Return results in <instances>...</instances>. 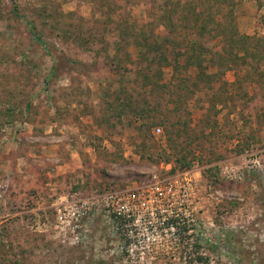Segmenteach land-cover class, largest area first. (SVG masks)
Listing matches in <instances>:
<instances>
[{"label": "rangeland", "instance_id": "374dc122", "mask_svg": "<svg viewBox=\"0 0 264 264\" xmlns=\"http://www.w3.org/2000/svg\"><path fill=\"white\" fill-rule=\"evenodd\" d=\"M201 2L264 50V0H0L8 15L17 5L23 16L0 21V264H264V185L255 174L264 183V61L247 58L221 71L213 89L182 104L160 99L159 116L179 123L185 151L194 149L186 154L195 160L190 169L147 158L163 154L164 125L143 150L137 124L106 110L125 86L138 89L141 68L158 69L140 64L135 46L124 43L118 56L126 62L115 69L107 56L115 54L118 36L108 17L150 33L164 7L187 11ZM77 29L82 40H100L85 47L72 37ZM153 31L166 34L163 27ZM205 40L213 51L222 47ZM163 74L164 83L174 81L171 67ZM183 120L191 123L182 126ZM157 182L177 192L188 187L194 222L172 240L159 244L139 235L136 245L107 212L104 196H127ZM163 207L170 210L168 201ZM198 240L204 255L194 250ZM164 244L171 255L152 253Z\"/></svg>", "mask_w": 264, "mask_h": 264}, {"label": "trees", "instance_id": "16d2710c", "mask_svg": "<svg viewBox=\"0 0 264 264\" xmlns=\"http://www.w3.org/2000/svg\"><path fill=\"white\" fill-rule=\"evenodd\" d=\"M9 13L8 15L7 10L1 8L0 21H6L10 18H23L17 5ZM108 18L112 26L110 31L115 32L118 36L116 42L118 47L115 50V54L107 56L112 63H116L114 64L115 69L122 68V63L126 62V60H122L118 56L124 49V44L135 46L138 51L137 55L140 64L147 63L149 69H152L153 65H157L158 69L155 73L150 74L148 70L141 68L135 80L138 89L131 90L128 86L122 87L123 90L116 92L112 100L106 102V110L111 112L116 118L128 117L131 118V123L137 124L136 129L140 134V139L147 144V146L143 147V150L148 147L149 142H152V144L157 142L152 134L153 129L164 125L166 127L165 139L167 144L166 147L162 148L163 154L158 153V156H156L154 152H150L147 158L154 161L155 157H160L167 164L174 161L176 163L175 169L177 167H180L181 170L190 169L195 160H187L186 154H193L194 149H191L190 146V149L187 150L188 148L186 147L185 151L180 140L184 134L177 127L180 125L179 123H173V120L168 115L163 118L159 116L163 113L160 99L166 95L169 98L168 101H173L172 98H176V104H182V99L187 100L193 97L202 88L213 89V84L221 80V71L234 70L235 66L240 65L241 61H246L247 58H252L258 63L263 62L264 50L261 49L260 42L254 43L251 36L239 35L235 24H224V22L216 19L206 2H201L200 6H191L187 11L181 6L174 8L172 11L164 7L163 13L154 19L152 23L154 27H152L153 29L150 33L144 29H138L136 25L129 23L128 20L124 22L114 21L111 15ZM231 20L230 22H233ZM156 27H163L166 34L159 36L153 31ZM33 34H35L37 39L41 40L36 32L33 31ZM83 36V30L79 29L74 31V35H72L74 39L85 47H89L90 40L91 43L93 39L95 41L100 40L96 35L93 36V39L90 37L82 40ZM206 37H209V40H219V43H222L221 49L213 51L205 44ZM102 40L104 41L103 38ZM168 51L172 54L169 55ZM128 54L126 53V55ZM257 58L260 59L257 60ZM127 61H131V59ZM259 65L257 64L258 69L260 68ZM166 67H171L174 74V81L170 84L163 82V69ZM194 69L196 73L193 76L191 71ZM212 69H216L217 72L213 73L210 71ZM261 72L263 79L264 71ZM52 73H54V70ZM184 73L186 75L182 76ZM184 89L186 93L179 95L180 92L183 93ZM151 99H156L158 103L151 104ZM210 103L214 104V100L211 99ZM219 103H222V100ZM29 109L30 105L27 104L25 111ZM212 109L210 107V113ZM6 117L9 121H12L11 115L7 114ZM181 123L182 126L187 127L191 122L183 120ZM245 151L239 150V153L241 154ZM212 169L209 168L206 171L210 172ZM172 171L175 172L174 169ZM255 174L259 178L256 180L259 185H264L263 182L261 183L260 174ZM205 177L208 176L205 174ZM227 240L230 241L231 239L227 238ZM237 259L238 263H241L242 258L239 256Z\"/></svg>", "mask_w": 264, "mask_h": 264}, {"label": "built area", "instance_id": "2783aa9c", "mask_svg": "<svg viewBox=\"0 0 264 264\" xmlns=\"http://www.w3.org/2000/svg\"><path fill=\"white\" fill-rule=\"evenodd\" d=\"M161 131V128L157 129V133L160 134ZM174 189L175 187L171 184L163 188L157 182L141 191L129 193L127 196L106 195L104 199L107 212L111 214V217L121 222L123 229H127H124V231L128 232V237H130L132 243L137 245L136 240L139 235H148L149 241L153 238V241L157 240V243L161 244L166 238L172 240L175 231L183 228L181 226L186 225L188 222H194L192 212L189 210L191 207V194L187 190L188 187H184V190H180V192L176 191L177 188ZM166 201H168L170 210L163 207V203ZM175 204L180 207L178 211H175ZM181 216H185L186 219ZM201 241L198 240V244L194 249L198 255H204ZM191 246L193 247L194 244ZM160 247L155 249V246L152 253L156 256L171 255L172 248L164 244L160 252ZM129 251L130 255L134 256V249ZM200 261L203 260L200 258Z\"/></svg>", "mask_w": 264, "mask_h": 264}]
</instances>
